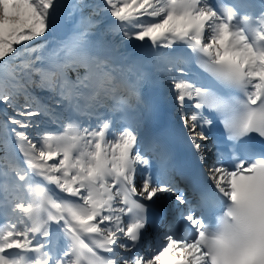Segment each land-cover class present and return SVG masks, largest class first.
<instances>
[{
  "label": "snow or ice",
  "instance_id": "obj_1",
  "mask_svg": "<svg viewBox=\"0 0 264 264\" xmlns=\"http://www.w3.org/2000/svg\"><path fill=\"white\" fill-rule=\"evenodd\" d=\"M62 7L60 0H0V61L11 59L16 45L22 47L20 56L36 51L27 42L38 37L47 44ZM106 16L119 22L110 24L111 31L141 44L147 40L152 51L127 65L118 63L96 27ZM237 17L242 26H234ZM63 23L72 25L70 38L46 56L23 62L10 81L0 84V106L32 173L75 200L53 198L38 188L36 204H16L13 212L19 209L31 224L20 219L21 226L0 232V264H264V0L257 26L252 15L241 16L234 7H216L209 0H70ZM178 42L199 54L197 66L207 76L241 93L228 100L171 78L191 154L229 201L219 229L197 214L202 205L186 194L195 186L179 147L181 137L160 121L158 105L143 92L154 73L171 75L177 62L158 49ZM176 71L187 74L183 68ZM129 74L136 75L138 87L120 114L124 127L111 139L107 123L98 128L85 124L71 136L30 139L27 130H39L41 117L67 121L74 129L81 116L99 120L106 101L128 88ZM205 109L217 114L226 138H211L214 122ZM225 152L236 161L234 167L216 162ZM169 193L192 231H181L177 220L163 235V245L145 253L148 202ZM125 214L131 215L130 223ZM53 225L62 226L68 239L59 256L49 251ZM13 249L16 253L9 254ZM96 249L111 255L102 257ZM29 252L34 255L26 259Z\"/></svg>",
  "mask_w": 264,
  "mask_h": 264
},
{
  "label": "rangeland",
  "instance_id": "obj_2",
  "mask_svg": "<svg viewBox=\"0 0 264 264\" xmlns=\"http://www.w3.org/2000/svg\"><path fill=\"white\" fill-rule=\"evenodd\" d=\"M60 2L63 3V0ZM111 22L119 23V22L114 21V18H112ZM96 27H97L99 32L103 33L100 30V25H97ZM103 36H104V40L107 43H109L110 45L114 44V43L119 44V46L121 47L120 49H122V50H125V49L130 50V48L133 45L132 40H127L124 38L122 31L115 32V33H113L112 36H109V37L104 35V34H103ZM47 38H48V35H47ZM50 38H51V41L50 42L48 41L47 44L44 43V40H45L44 37H38L34 41L27 42L29 44L30 48H36L37 50L34 52H32V51L26 52L23 54V56H20L17 54L18 52L22 51L21 45H16L15 47H16L17 51L10 53L11 59L9 57H5L4 60L0 61V66L4 65V64H8V61H10V60L13 61L12 64L10 65L11 67H13V66H16V64L18 62L17 59H19V63L20 62L23 63V62L28 61V60H35V57L38 55L42 56V57L46 56L47 52L50 50L48 48H50V47L52 48L53 46H55L56 44L59 43V41H56L53 38L52 33H50ZM38 45H43V47H37ZM47 49H48V51H47ZM161 53H162V51H161ZM37 63H40V62L37 61ZM162 67H164L165 71H167L166 65H162ZM160 74L164 78V80L168 83V85L170 86L171 95L173 98H175L176 93L173 91L171 78L174 76L176 79L179 80L180 79L179 76L174 71H172L171 75H165L163 73H160ZM7 78L10 79L9 77H7ZM186 108L189 111V109L191 108L190 102L188 103V106ZM177 115L179 116L178 104H177ZM85 124H90L92 127L97 128L98 121L93 120V119H89V122H86V121L79 122V125H77L75 127V129L70 127L68 122H64L63 124H58L57 126L50 124L51 126H50V129H48V130L50 133L57 134L58 136L59 135L71 136V135L75 134L76 132H78L80 130V128ZM111 138H109V139H111ZM139 177L142 179L143 174H141V176H139ZM0 183H1L0 184V193L1 194H4L5 191L10 190L12 195L15 196L11 201L12 206H11L10 210H11L12 215L10 217V223L6 226L5 230L7 228H9L12 224H17V226H21L17 223L18 220H20V219H23L29 225L31 224V221L28 219V216L26 214L22 213L19 209H17L15 212H13V209L15 208V205L18 203H22L25 206H27L28 204H36L40 199L37 192H36V190L38 188H44L46 191H48L49 195L53 196V198H56V197H59V195H62L65 199H71L70 197H66L64 193L60 192L54 184H51V183L45 181L40 176H34L32 179L26 178V179L20 181V183H16L15 185L11 186L12 182L8 181L6 178H4L0 172ZM30 197H31L30 200L26 199V198H30ZM153 245L154 246L145 245L143 248H141V250L144 251L145 253H149L152 251L153 248H157L158 246H162L163 244H162V241L161 242L158 241V242H154ZM13 250H15V249H13ZM73 259H75V257H73Z\"/></svg>",
  "mask_w": 264,
  "mask_h": 264
},
{
  "label": "trees",
  "instance_id": "obj_3",
  "mask_svg": "<svg viewBox=\"0 0 264 264\" xmlns=\"http://www.w3.org/2000/svg\"><path fill=\"white\" fill-rule=\"evenodd\" d=\"M112 18L110 16H106L101 24H100V30L106 35V36H112L114 31L110 30V21ZM18 62L16 66L11 67L12 60L8 61V64H4L0 66V84L7 83L10 81L7 76H5L4 71L10 75L12 73V76L15 75V73L20 71V65L19 59H17ZM7 91V89H5ZM18 99L22 100L23 95L18 94ZM3 107L0 106V109ZM6 113L5 111H0V171L1 173L7 177L12 179V181H15V179L12 178V176L20 177L21 175H24L22 171H20L15 166V158L14 154L16 152V149L22 154L21 147L22 145L19 143L17 138L15 137V134L11 132L10 127L5 126V117ZM50 117H41L40 119V129L37 130L35 128H29L27 130V133L30 137V139H39L42 140L44 136H58L57 134H52L49 132L48 128V121ZM20 131H23L24 129H17ZM52 142V141H50ZM23 155V154H22Z\"/></svg>",
  "mask_w": 264,
  "mask_h": 264
},
{
  "label": "bare ground",
  "instance_id": "obj_4",
  "mask_svg": "<svg viewBox=\"0 0 264 264\" xmlns=\"http://www.w3.org/2000/svg\"><path fill=\"white\" fill-rule=\"evenodd\" d=\"M60 1H62V0H60ZM69 2H70V0H63V3H61L62 5H64V9H65V11H67V5L69 4ZM70 26H71V29H70V33H69V35H68L64 40H62V41H66V40H68V39L70 38L71 33H72V31H73V29H72V25H70ZM137 30H138V29H132V31H137ZM50 33H52L51 30H50V32L47 34V35H48L47 40H48L49 42L51 41ZM182 43H183V42H178V43L174 44L170 49H171V50L178 49V48L182 47ZM132 44H133V45H132V47L130 48V50H127V49L122 50V49H120L121 47L119 46V44L114 43V44H111V45H110V44L108 43V45H109V46L115 51V53H116V56H117V62H118V63H122V64H128V63H130L133 59L139 58V57H141V56H147V55L152 51V45H151L150 42H148L147 40H146L143 44H141V42H139V41L132 40ZM49 45H50V44H49ZM184 47H185V48H190L186 43H185ZM48 49H51V47L48 48ZM48 49H47V51H48ZM170 49L161 47V48L158 49V51L161 52L162 50H163V51H167V50H170ZM163 51H162V52H163ZM11 79H12V78H10L9 80H11ZM114 99H129V98L123 96L121 91H118V92L115 93L110 99H108V100L106 101V105H110L111 101L114 100ZM174 99H175V101H176V97H175ZM176 102H177V101H176ZM188 103H189V102H187L186 107L188 106ZM138 168H139V167H138ZM141 174H142V170H140V172H139V176H141ZM4 195H5L6 198H8V201H7L8 204H9L10 206H12V205H11V201H12V199H13L15 196L12 195V193H11L10 190L5 191ZM171 195H172V196H171ZM161 198H164V199L169 200V201H174V203H175V198H174L173 194H171V193H169L168 196H167L166 198H165V197H161ZM121 206H122V205H121ZM167 210H168V213H169V214H171V212H172V213H174V214H176V215H179V212L177 211V209H176L174 206H172V205L169 206V207L167 208ZM169 230H170V229H168L167 232H169ZM161 241H162V244H163V243H164V241H163V236H162V238H160V241H159V242H161ZM153 244H154V243L152 242L151 244L149 243L148 245H149V246H150V245H151V246H154Z\"/></svg>",
  "mask_w": 264,
  "mask_h": 264
},
{
  "label": "water",
  "instance_id": "obj_5",
  "mask_svg": "<svg viewBox=\"0 0 264 264\" xmlns=\"http://www.w3.org/2000/svg\"><path fill=\"white\" fill-rule=\"evenodd\" d=\"M70 29H71V26H70V24H64V27H63V32H62V35H61V37H59V39L60 40H63V39H65L68 35H69V33H70Z\"/></svg>",
  "mask_w": 264,
  "mask_h": 264
},
{
  "label": "clouds",
  "instance_id": "obj_6",
  "mask_svg": "<svg viewBox=\"0 0 264 264\" xmlns=\"http://www.w3.org/2000/svg\"><path fill=\"white\" fill-rule=\"evenodd\" d=\"M223 219H224V217L222 216V217L220 218V220H219V223H218L216 229H219L220 227H222V225H223Z\"/></svg>",
  "mask_w": 264,
  "mask_h": 264
}]
</instances>
